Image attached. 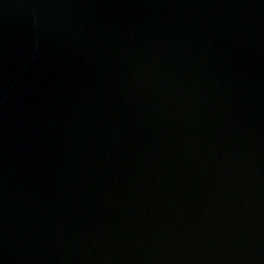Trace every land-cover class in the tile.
<instances>
[{
  "label": "water",
  "instance_id": "water-1",
  "mask_svg": "<svg viewBox=\"0 0 264 264\" xmlns=\"http://www.w3.org/2000/svg\"><path fill=\"white\" fill-rule=\"evenodd\" d=\"M0 264H264V0H0Z\"/></svg>",
  "mask_w": 264,
  "mask_h": 264
}]
</instances>
